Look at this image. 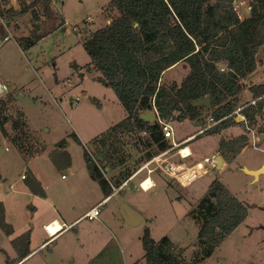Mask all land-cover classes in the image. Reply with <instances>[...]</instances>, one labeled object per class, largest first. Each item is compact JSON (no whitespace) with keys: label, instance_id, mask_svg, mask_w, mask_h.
<instances>
[{"label":"rangeland","instance_id":"374dc122","mask_svg":"<svg viewBox=\"0 0 264 264\" xmlns=\"http://www.w3.org/2000/svg\"><path fill=\"white\" fill-rule=\"evenodd\" d=\"M53 1L66 22L25 49L17 37L30 34L31 12L20 13L18 0H0V34L10 31L14 35L0 47V81L8 87L0 97L12 96L3 109L7 133L0 128V264L19 260L25 248L31 253L22 264H152L145 259L142 243L147 226L156 240L168 236L193 264L200 254L201 225L193 208L210 193L214 179L245 202L249 211L214 252L196 264H264V172L256 177L246 170L264 164V132L259 127L264 118L250 130L232 124L222 133L199 137L197 133L207 125L206 120H175L176 140L197 134L187 143L196 161L212 154L221 136L245 132L250 143L234 161L209 168L187 186L152 173L155 185L142 189L139 182L147 171L141 168V162L134 175L122 183V190L102 206L100 218L112 232L96 219L84 218L92 206L104 202L102 188L91 175L84 151L95 155L94 139L122 120L126 111L115 90L99 79L101 73L86 67L90 56L84 38L109 22L105 7L110 0ZM254 4L255 0H237L241 17ZM258 57L262 62L243 80L246 86L241 104L252 99L249 85L264 80V45ZM187 72L181 62L169 69L166 77L181 82ZM21 111L27 120L24 132L14 129ZM239 115L244 114L240 112L236 117ZM130 138L124 137L126 141ZM16 140L28 149L23 150ZM180 157L173 156L175 160ZM117 171L108 172L107 177L113 181L112 174ZM124 204L137 212L143 223H127L121 212ZM50 216L70 224L81 219L50 238L43 225L52 219Z\"/></svg>","mask_w":264,"mask_h":264},{"label":"trees","instance_id":"16d2710c","mask_svg":"<svg viewBox=\"0 0 264 264\" xmlns=\"http://www.w3.org/2000/svg\"><path fill=\"white\" fill-rule=\"evenodd\" d=\"M18 1L20 13L31 12L33 21L30 34L17 37L22 48L31 47L66 22L53 0ZM236 1L110 0L105 7L109 22L84 38L90 56L86 67L101 73L99 79L115 90L126 111L122 120L94 139L95 155L84 151L88 168L106 197L114 190L105 175L106 166H121L113 180L119 186L136 172L141 162L170 147L158 115L162 119L205 122L207 110L215 122L204 130L205 134L220 132L235 123L237 109L250 127L264 118V80L249 85L252 99L244 104L240 101L246 86L244 78L262 62L258 52L264 45V0H255L245 17H241ZM181 62L188 68L182 81L166 77V72ZM207 95L212 99L211 109L192 104ZM8 98L12 96L0 97V128L6 133L3 109ZM149 110L156 114L153 122L140 117ZM26 125L21 111L14 129L24 132ZM259 127L264 132V123ZM74 136L80 142L77 134ZM125 136H130V141ZM15 142L23 150L27 148L20 140ZM249 143L247 133L223 137L219 150L232 162ZM130 144L132 148L128 149ZM193 209L194 216L201 221L200 254L193 264L210 256L249 211L245 202L219 179L211 182L210 193ZM142 243L149 263L190 264L168 236L156 240L148 226ZM29 253L27 249L19 260L11 259L8 264H17Z\"/></svg>","mask_w":264,"mask_h":264},{"label":"built area","instance_id":"2783aa9c","mask_svg":"<svg viewBox=\"0 0 264 264\" xmlns=\"http://www.w3.org/2000/svg\"><path fill=\"white\" fill-rule=\"evenodd\" d=\"M13 37L14 35L10 31L4 34H0V47L4 42L8 41ZM222 69H224V67H222ZM6 91H8L7 85L0 81V95H2ZM238 114H240V109L236 110V115ZM158 119L161 125V129L164 133V137L168 139L171 145L167 149L160 151L159 153L153 155L151 158H148L142 162L141 168H144L147 171L145 177L139 182V186L142 189H150L155 185V181L152 178L151 174L157 171H160L170 176L171 178L177 180L181 185L187 186L192 183V181H194L196 177L207 172L209 168L217 167L215 154L205 156L203 159L197 161L194 164H187L185 162L175 161L173 159V156L176 154H179L182 158H187L192 155L191 148L187 144V142L192 137L184 141H177L174 138V119H162L159 117V115ZM208 122L211 124L215 122L213 115H208ZM209 127L210 126L206 127L205 129ZM185 149H187V151L184 152ZM197 165H199V167L195 168ZM22 177L25 178V174H22ZM101 205L102 203L90 209L85 214V217H87L88 219L98 218L101 212ZM69 226L70 225H68L67 223H58L57 225L56 222H51L45 226V229L47 230L49 235L54 236L63 228H68Z\"/></svg>","mask_w":264,"mask_h":264},{"label":"crops","instance_id":"0c3cea01","mask_svg":"<svg viewBox=\"0 0 264 264\" xmlns=\"http://www.w3.org/2000/svg\"><path fill=\"white\" fill-rule=\"evenodd\" d=\"M206 112V118H205V120H206V122H207V125L205 126V127H202V129L200 130V132H198L197 134L199 135V136H201L202 134H205V133H203L204 132V130H206L205 128L206 127H208V126H211L212 124L210 123V124H208V115L209 114H207V112H209V111H205ZM154 114H155V112H154ZM126 115V114H125ZM155 118H156V114H155ZM238 118V116L237 117H235V121H236V119ZM175 121V120H174ZM243 122V123H242ZM233 124H239V125H243L244 127H246L247 128V130H250L251 129V127L249 126V125H247V123H246V119L244 120V121H240V120H238L237 119V121L235 122V123H233ZM232 125V124H231ZM231 125H229V126H231ZM228 126V127H229ZM228 127H226V128H228ZM225 128V129H226ZM245 128V129H246ZM224 130V129H223ZM223 130H221L220 132H217V133H222V131ZM202 132V133H201ZM200 133V134H199ZM243 133H245V132H241V133H239V134H237V135H233L232 134V136H221L220 138H219V140H218V143H217V146H216V149L214 150V152L212 153V154H207V155H205V156H208V155H213V154H215V155H217L218 153H221L220 152V150H219V142H220V140H221V138H223V137H225V138H229V137H234V136H238V135H240V134H243ZM196 134V135H197ZM196 135L194 136V135H189L186 139H188V138H191L189 141H191L193 138H195L196 137ZM199 136H197V137H199ZM261 137H262V135H261ZM185 139V140H186ZM177 141H179V140H177ZM181 141H184V140H181ZM188 141V142H189ZM187 142V143H188ZM248 146V145H247ZM191 148V147H190ZM244 149V148H243ZM191 151H192V155L191 156H189V157H187V158H182V157H180L179 159H177V160H175L174 158V160L175 161H178V162H185V163H187V164H194V163H196L197 161H196V159H195V157L193 156L194 154H193V150H192V148H191ZM222 154V153H221ZM223 155V154H222ZM204 156V157H205ZM225 158V157H224ZM203 159V158H202ZM199 161V160H198ZM227 163H230L226 158H225V162H224V164H223V166L225 165V164H227ZM120 168V169H119ZM115 170H118L117 172L119 173V171L121 170V166H119V167H116V168H111L110 166H106L105 167V175H106V177L107 176H109V174H108V172H111V173H113ZM138 170V169H137ZM136 170V171H137ZM107 172V173H106ZM118 173H116V174H118ZM154 173H157V174H159V175H164V176H168V175H166V174H164V173H162V172H160V171H157V172H154ZM161 173V174H160ZM115 173L114 174H112V176H115L116 175ZM92 175V174H91ZM134 175V174H133ZM132 175V176H133ZM64 176V175H63ZM131 176V177H132ZM152 176V175H151ZM92 177L95 179V180H97L93 175H92ZM168 177H170V176H168ZM23 178V177H22ZM108 179H109V177H107ZM152 178H153V176H152ZM171 178V177H170ZM130 179V178H129ZM154 179V178H153ZM173 179V178H172ZM141 181V180H140ZM154 181H155V179H154ZM97 182H98V180H97ZM99 183V182H98ZM111 183H112V186H113V188H114V190H113V192L109 195V196H105L104 195V197H103V199L101 200V201H104V202H102V205H101V211H102V206L103 205H106V202H105V200H107L108 198H110V197H113L114 195H115V193L117 192V191H121L122 189H121V187H122V185L123 184H120L119 186H115L114 184H113V181H111ZM123 183V182H122ZM155 183H156V181H155ZM145 190V189H144ZM103 191V190H102ZM104 194V193H103ZM99 204H101V203H99ZM98 204V205H99ZM95 206H97V205H94V206H92L90 209H92L93 207H95ZM89 209V210H90ZM88 210V211H89ZM88 211H86V213L88 212ZM85 213V214H86ZM100 214H101V212H100ZM52 219L51 220H48L47 222H45V223H43V225H44V228H45V226L46 225H48L49 223H51V222H57V223H59V224H63V223H67L68 225H70L68 228H63L60 232H58L56 235H54V236H51V235H49L48 234V232H47V230H46V232H47V234L50 236V238H54L55 236H57L58 234H60V233H62L63 231H65L66 229H70V228H72V227H74L73 225H75L76 223H78L79 221H80V219H81V217H78L77 219H75L74 221H73V223H68L67 222V220H62V221H60V220H58V217L57 216H50ZM84 218H87V217H85L84 216ZM88 219V218H87ZM94 219H96L97 221H99L100 223H102V225L103 226H105V228L107 229V230H109L110 232H112V230H111V228H109L110 226H108L105 222H104V220H102V218H100V215H99V217L98 218H94ZM94 219H90V220H94ZM141 223H143V218H142V222ZM140 223V224H141ZM27 249H29V248H25L24 249V251H23V253L27 250ZM29 251H30V249H29ZM31 253V252H30ZM29 253V254H30ZM28 254V255H29ZM28 255H26V256H28ZM21 256H22V254H21ZM25 256V257H26ZM24 257V258H25ZM23 258V259H24ZM22 259V260H23ZM22 260L21 261H18L19 263H21L22 264ZM18 264V263H17Z\"/></svg>","mask_w":264,"mask_h":264},{"label":"water","instance_id":"95a60500","mask_svg":"<svg viewBox=\"0 0 264 264\" xmlns=\"http://www.w3.org/2000/svg\"><path fill=\"white\" fill-rule=\"evenodd\" d=\"M249 11H250V9H247V12H249ZM192 104L195 106H204L207 109H211L212 99H211L210 95H207L205 97H201L199 99L193 100ZM140 117L149 121V122H153L155 120V114L151 110L142 113L140 115ZM238 118L240 121L245 120V117L242 115H239ZM263 136H264V134H262V137ZM215 160H216L217 167H222L224 162H225V158L221 153H218L217 155H215ZM246 170L248 172L252 173L253 175H255L256 177H258L260 173L264 172V164L257 169H246ZM211 195H214V194L211 193ZM121 212H122V215H123L124 219L126 220V222L131 224V225H134V226L139 225L142 222V217L137 212H135L133 209H131L127 204H124L122 206Z\"/></svg>","mask_w":264,"mask_h":264},{"label":"bare ground","instance_id":"6f19581e","mask_svg":"<svg viewBox=\"0 0 264 264\" xmlns=\"http://www.w3.org/2000/svg\"><path fill=\"white\" fill-rule=\"evenodd\" d=\"M185 151H187V149H185L184 152H185ZM198 167H199V165H197L195 168H198ZM192 175H194V174H192ZM56 223H57V222H56ZM57 225H58V223H57ZM53 230H54V229H53Z\"/></svg>","mask_w":264,"mask_h":264}]
</instances>
